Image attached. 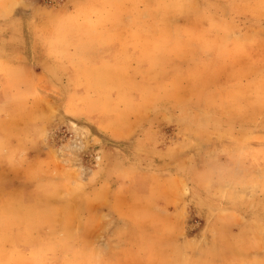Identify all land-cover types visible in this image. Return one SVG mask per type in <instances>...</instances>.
I'll use <instances>...</instances> for the list:
<instances>
[{
    "label": "rangeland",
    "instance_id": "rangeland-1",
    "mask_svg": "<svg viewBox=\"0 0 264 264\" xmlns=\"http://www.w3.org/2000/svg\"><path fill=\"white\" fill-rule=\"evenodd\" d=\"M0 102L3 264H264V0H0Z\"/></svg>",
    "mask_w": 264,
    "mask_h": 264
},
{
    "label": "crops",
    "instance_id": "crops-1",
    "mask_svg": "<svg viewBox=\"0 0 264 264\" xmlns=\"http://www.w3.org/2000/svg\"><path fill=\"white\" fill-rule=\"evenodd\" d=\"M0 105H3V102H0ZM0 108H2V106H0ZM17 112V110H16ZM16 124L14 122L11 123V129L12 131H9L10 133H12V136L10 137V139H8L6 137V135L3 133L2 130H0V145L2 141H5L4 143H6L7 146V150L6 153L4 154H0V162L3 160L6 161H11V160H16L18 156L20 157H26L29 156L28 154H23V153H17L16 151H18L19 149L21 150L23 145L21 144V142L17 139V137L19 136L18 134V129L15 126ZM5 135V136H4ZM4 138V139H3ZM15 138V139H13ZM1 178H2V174L0 173V193L1 192H5L6 196L4 197L5 200L1 201V203L3 205H8V206H14L15 204H12V198L14 196H18L21 193H24V191H22V189H20L19 187H14L13 185H8L7 188L4 186V184L1 182ZM10 219L4 218L0 221V227L2 226H7L10 227L11 225H15L16 228V233L18 234H22L23 230L21 229H17L20 227V223H16V222H12ZM8 222V223H7ZM11 228H7L2 230V228H0V264H3V261L5 260L4 258L6 257V255L8 254V252H10L8 250V246L5 243L6 240V236L9 237L11 235V233L13 231H15ZM22 235H20L18 237V242L20 245V248L27 243L28 241H26L27 239H22ZM9 242V241H8ZM22 249V248H21Z\"/></svg>",
    "mask_w": 264,
    "mask_h": 264
}]
</instances>
